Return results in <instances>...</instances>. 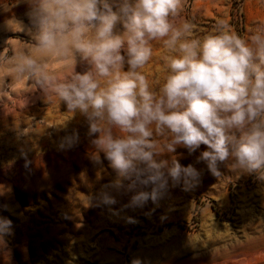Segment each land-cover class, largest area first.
Listing matches in <instances>:
<instances>
[{"label": "clouds", "instance_id": "9594fccd", "mask_svg": "<svg viewBox=\"0 0 264 264\" xmlns=\"http://www.w3.org/2000/svg\"><path fill=\"white\" fill-rule=\"evenodd\" d=\"M26 3L35 49L59 58L78 55L86 65L56 76L28 49L15 58L13 72L84 117L90 160L100 166L107 160L115 173L96 193L97 206L111 207L117 194L131 193L126 205L113 210L118 214L149 201L159 206L170 188H196L203 170L181 164L178 148L191 155L204 145L195 163L218 178L224 164L237 176L264 181V23L246 38L222 21L198 36L191 22L178 18L180 0ZM153 41H162L166 51V75L155 92L142 72ZM78 141L77 132L65 134L58 148ZM11 224L0 217V238Z\"/></svg>", "mask_w": 264, "mask_h": 264}, {"label": "rangeland", "instance_id": "374dc122", "mask_svg": "<svg viewBox=\"0 0 264 264\" xmlns=\"http://www.w3.org/2000/svg\"><path fill=\"white\" fill-rule=\"evenodd\" d=\"M28 9L26 0L0 3V217L12 222L0 238V264H264V181L237 176L224 164L219 178L211 175L195 163L204 145L191 155L183 148L176 153L181 164L203 170L193 190L170 188L159 206L149 201L118 214L113 210L131 193L117 194L111 207L97 206L96 193L115 173L107 160L103 166L90 160L84 117L13 72L15 58L28 49L56 76L86 65L78 55L38 52ZM178 18L191 22L198 36L222 21L246 38L264 23V2L180 0ZM150 46L142 72L155 92L166 75V51L162 41ZM74 131L78 143L60 150V139Z\"/></svg>", "mask_w": 264, "mask_h": 264}]
</instances>
